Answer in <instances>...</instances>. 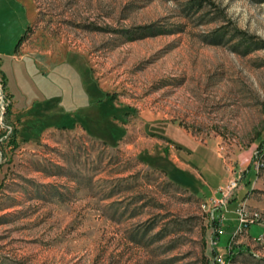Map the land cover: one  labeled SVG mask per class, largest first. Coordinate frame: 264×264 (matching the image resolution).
Masks as SVG:
<instances>
[{"label":"rangeland","instance_id":"1","mask_svg":"<svg viewBox=\"0 0 264 264\" xmlns=\"http://www.w3.org/2000/svg\"><path fill=\"white\" fill-rule=\"evenodd\" d=\"M0 264H264V0H0Z\"/></svg>","mask_w":264,"mask_h":264},{"label":"built area","instance_id":"2","mask_svg":"<svg viewBox=\"0 0 264 264\" xmlns=\"http://www.w3.org/2000/svg\"><path fill=\"white\" fill-rule=\"evenodd\" d=\"M235 186V182L231 181L230 185L228 186V188L230 189L231 187ZM228 189L223 190V193H226ZM244 215V216H243ZM243 215H240V225H242L243 227L248 226L250 223H252L254 220L257 219V214L254 213L252 214V217H247L246 213H243Z\"/></svg>","mask_w":264,"mask_h":264},{"label":"trees","instance_id":"3","mask_svg":"<svg viewBox=\"0 0 264 264\" xmlns=\"http://www.w3.org/2000/svg\"><path fill=\"white\" fill-rule=\"evenodd\" d=\"M196 2H201V0H189V3H190V6H193ZM215 219L214 220H217L216 217H214ZM216 238V237H214Z\"/></svg>","mask_w":264,"mask_h":264},{"label":"crops","instance_id":"4","mask_svg":"<svg viewBox=\"0 0 264 264\" xmlns=\"http://www.w3.org/2000/svg\"><path fill=\"white\" fill-rule=\"evenodd\" d=\"M41 54H39V53H37V54H35V57H37V59L40 61L41 60ZM45 58H47V56H44ZM36 60V59H35ZM10 93V92H9ZM46 129V128H45ZM92 135H94V134H92ZM96 136V135H95Z\"/></svg>","mask_w":264,"mask_h":264}]
</instances>
